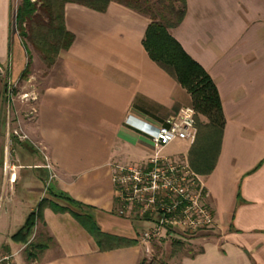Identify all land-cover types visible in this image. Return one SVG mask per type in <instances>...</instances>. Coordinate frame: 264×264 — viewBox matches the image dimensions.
Wrapping results in <instances>:
<instances>
[{"label": "crops", "instance_id": "0c3cea01", "mask_svg": "<svg viewBox=\"0 0 264 264\" xmlns=\"http://www.w3.org/2000/svg\"><path fill=\"white\" fill-rule=\"evenodd\" d=\"M186 3L183 21L170 33L213 79L225 118L213 171L196 175L221 235L192 241L196 253H162L160 264H264V0ZM13 5L0 0L1 253L16 264H158L139 238L150 223L116 213L113 182L117 166L144 167L156 152L129 117L157 127L191 107L187 91L142 45L149 17L116 2L105 12L67 4L64 20L74 41L47 67L40 92L14 97L9 124L25 137H14L9 152L6 92L27 64L21 40L12 35ZM192 144L176 140L159 155L187 158ZM49 191L86 206L103 232L137 243L100 251L69 212L48 207L28 243L14 242L11 236L43 198L70 207ZM31 245L40 247L28 258Z\"/></svg>", "mask_w": 264, "mask_h": 264}, {"label": "trees", "instance_id": "16d2710c", "mask_svg": "<svg viewBox=\"0 0 264 264\" xmlns=\"http://www.w3.org/2000/svg\"><path fill=\"white\" fill-rule=\"evenodd\" d=\"M112 2L149 17L150 23L145 30L142 45L150 59L187 91L191 107L195 111L197 133L189 151L188 167L195 175L210 174L219 156L225 118L221 98L213 79L170 33V29L180 25L186 15V0H174L168 6L172 19L159 17L150 11L148 5L142 7L146 0H21L15 20L20 36L25 39L22 40V44L26 53L29 55V43L40 54L46 67L53 66L59 53L69 49L74 41V35L65 25V6L77 4L97 12H105ZM28 64L29 62L21 78L28 74ZM259 166L260 164L255 169ZM203 192L205 193L204 190ZM49 194L65 201L71 208L59 205L49 198H43L36 209L28 214L24 224L11 236L14 242L28 243L36 220L41 218L43 210L48 207L54 212H69L93 237L100 251L128 247L137 243V240L103 232L93 217L85 211L87 207L67 194L51 191ZM39 247L31 245L28 258H32L33 250ZM140 264L145 263L143 261Z\"/></svg>", "mask_w": 264, "mask_h": 264}, {"label": "built area", "instance_id": "2783aa9c", "mask_svg": "<svg viewBox=\"0 0 264 264\" xmlns=\"http://www.w3.org/2000/svg\"><path fill=\"white\" fill-rule=\"evenodd\" d=\"M13 92L9 86L6 92L7 123L14 101ZM20 98L28 100L29 94L25 93ZM127 121L146 133L156 149L146 166H117L113 174L116 201L121 205L120 213L137 208L140 217L153 222V230L144 232L140 236L141 242L149 244L152 238L167 235L175 228L189 232L212 228L215 216L205 202L206 196L196 175L188 165L175 164L170 158L159 155V151L173 141H195L197 130L193 108H182L165 124L157 127L143 126L130 117ZM11 133L19 139L25 137L18 129ZM4 168H9L7 162ZM0 264L16 263L12 261L11 254H5L0 258Z\"/></svg>", "mask_w": 264, "mask_h": 264}, {"label": "rangeland", "instance_id": "374dc122", "mask_svg": "<svg viewBox=\"0 0 264 264\" xmlns=\"http://www.w3.org/2000/svg\"><path fill=\"white\" fill-rule=\"evenodd\" d=\"M32 1H36V0H32ZM20 2L21 0H14V5L12 6V35L19 38L22 42V40H25V39L20 36L19 29L17 27L16 20H15L17 7L20 5ZM172 2H174V0H146V3L142 4V7H145V5H148L150 6V11L154 12L159 17L161 16L163 18L172 19V17L169 15V12H168V6ZM28 48H29V55L27 54V62H29L28 64L29 72L25 78H21L20 76V81L14 88L12 85L10 86L12 90L14 91L13 92L14 97L18 98V101L21 95L25 93L29 94L31 90L40 92L42 87L44 86L45 80L50 75V73H48L47 71L46 65L42 62L40 54L29 43H28ZM31 96L32 95L30 94L28 99H30ZM19 104L21 105L23 103L20 102ZM21 110L24 112V114L27 113L23 105H21ZM6 116L7 114H6V109H5L3 119H4V124L6 125L4 124L3 125L5 126L4 128L5 132L7 131L10 132V140L7 141L9 145L10 142L14 143L15 140L11 133V130L13 128L12 124L10 123L11 124L10 125L9 123H7ZM10 122H12L11 116H10ZM7 124H9V126H7ZM16 149H21V147L16 146ZM8 150L9 152H11L12 150L10 145H9ZM187 158L178 156L176 158H170V159L175 164L188 165ZM120 209H121L120 202L117 201L116 213L118 215L124 216V217L127 216L131 218L132 220H136V221L149 222L148 220L140 217V215L138 214L137 208L133 209L131 212L123 211V213H120ZM149 223H150L149 226H147L145 229H142L140 231L139 238L144 232H151L153 230V226H152L153 222H149ZM220 235H221V230L217 229L216 227L198 230L196 232L183 231V230H180L179 228H175L167 235L156 236L149 241L150 254H152L151 259H153L155 263L160 264L161 262H163V259L160 258L162 253L174 254L182 249H187V250H190L191 253H196L200 249L198 248V246L189 248V246H191L192 241H196L199 239H203V241L204 240L212 241L214 238L219 237ZM3 255L5 254L1 253L0 251V258Z\"/></svg>", "mask_w": 264, "mask_h": 264}]
</instances>
